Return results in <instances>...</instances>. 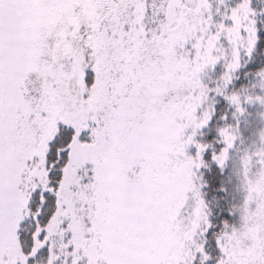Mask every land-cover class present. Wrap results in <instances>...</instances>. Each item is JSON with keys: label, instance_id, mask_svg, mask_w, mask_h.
<instances>
[{"label": "snow or ice", "instance_id": "6c2138e0", "mask_svg": "<svg viewBox=\"0 0 264 264\" xmlns=\"http://www.w3.org/2000/svg\"><path fill=\"white\" fill-rule=\"evenodd\" d=\"M253 107L262 0H0V264H264Z\"/></svg>", "mask_w": 264, "mask_h": 264}, {"label": "rangeland", "instance_id": "374dc122", "mask_svg": "<svg viewBox=\"0 0 264 264\" xmlns=\"http://www.w3.org/2000/svg\"><path fill=\"white\" fill-rule=\"evenodd\" d=\"M250 115L246 117L243 135L247 143L251 144L259 140L260 134L264 133V108H250Z\"/></svg>", "mask_w": 264, "mask_h": 264}, {"label": "trees", "instance_id": "16d2710c", "mask_svg": "<svg viewBox=\"0 0 264 264\" xmlns=\"http://www.w3.org/2000/svg\"><path fill=\"white\" fill-rule=\"evenodd\" d=\"M262 2H264V0H262ZM220 71V69H219V66L217 67V72H219ZM210 196H211V194H210ZM210 198V197H209Z\"/></svg>", "mask_w": 264, "mask_h": 264}]
</instances>
